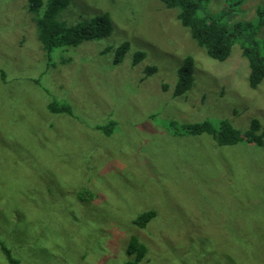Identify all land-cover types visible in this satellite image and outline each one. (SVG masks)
Instances as JSON below:
<instances>
[{
	"label": "rangeland",
	"instance_id": "1",
	"mask_svg": "<svg viewBox=\"0 0 264 264\" xmlns=\"http://www.w3.org/2000/svg\"><path fill=\"white\" fill-rule=\"evenodd\" d=\"M205 4L228 26L250 23L222 62L159 0H69L58 21L106 13L110 33L49 54L26 0H0V242L14 264H123L131 235L145 246L137 264H264V136L218 145L180 128L264 127V78L248 86L241 53L251 32L264 40V0ZM185 56L191 86L174 96Z\"/></svg>",
	"mask_w": 264,
	"mask_h": 264
},
{
	"label": "trees",
	"instance_id": "2",
	"mask_svg": "<svg viewBox=\"0 0 264 264\" xmlns=\"http://www.w3.org/2000/svg\"><path fill=\"white\" fill-rule=\"evenodd\" d=\"M159 1L167 8H175L177 10L176 18L182 26L189 29L190 36L195 43L202 47L211 59L220 62L227 59L232 46L238 37H241L242 29L250 26V23L242 22V20H236L228 26L223 18L224 14L217 15L206 11L205 3L207 0ZM26 2L28 10L34 13L33 19L37 37L46 54L63 45L75 46L82 41L101 38L110 33L111 21L106 13L84 19L76 24H66L63 21H58L56 17L68 5L69 0H26ZM256 14L260 17L259 26H264V7H256ZM242 41L241 53L248 62L247 83L250 88L254 89L264 78V40H257L253 31L248 39ZM109 49L110 47L105 48L104 51ZM127 49V42H122L115 48L114 64L122 61ZM141 59L142 54L136 53L133 55L132 62L135 64ZM193 63L194 60L191 56L183 58L182 65L177 70V79L173 90L174 96L180 95L190 88ZM151 70L152 68L147 69V71ZM48 109L53 112L69 111L66 105L58 107L49 104ZM113 124V121L109 122L110 126ZM180 128L191 135L207 132L213 136L218 145L236 144L242 140L261 144L264 136V127H261L256 119L251 120L248 128L243 132L233 128L226 120H220L217 124L208 120L189 124L183 123ZM154 216L153 211H144L133 220V224L143 228ZM0 248L7 261L14 264L15 260L12 259L9 249L1 242ZM126 252L134 253L135 258L133 261H126L123 264H137L145 253V246L138 241L136 236L131 235Z\"/></svg>",
	"mask_w": 264,
	"mask_h": 264
}]
</instances>
